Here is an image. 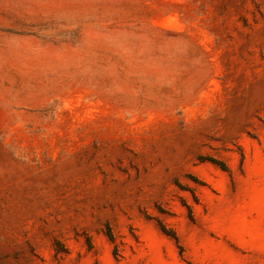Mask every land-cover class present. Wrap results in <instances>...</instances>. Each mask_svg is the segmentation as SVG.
<instances>
[{
	"label": "rangeland",
	"instance_id": "374dc122",
	"mask_svg": "<svg viewBox=\"0 0 264 264\" xmlns=\"http://www.w3.org/2000/svg\"><path fill=\"white\" fill-rule=\"evenodd\" d=\"M0 264H264V0H0Z\"/></svg>",
	"mask_w": 264,
	"mask_h": 264
}]
</instances>
